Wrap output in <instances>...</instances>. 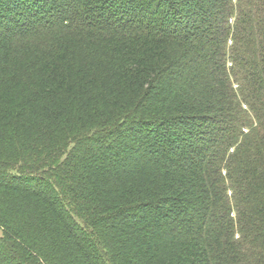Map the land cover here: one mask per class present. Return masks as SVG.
Segmentation results:
<instances>
[{
    "label": "trees",
    "instance_id": "1",
    "mask_svg": "<svg viewBox=\"0 0 264 264\" xmlns=\"http://www.w3.org/2000/svg\"><path fill=\"white\" fill-rule=\"evenodd\" d=\"M0 264H264V0H0Z\"/></svg>",
    "mask_w": 264,
    "mask_h": 264
},
{
    "label": "rangeland",
    "instance_id": "2",
    "mask_svg": "<svg viewBox=\"0 0 264 264\" xmlns=\"http://www.w3.org/2000/svg\"><path fill=\"white\" fill-rule=\"evenodd\" d=\"M2 257V256H1Z\"/></svg>",
    "mask_w": 264,
    "mask_h": 264
}]
</instances>
